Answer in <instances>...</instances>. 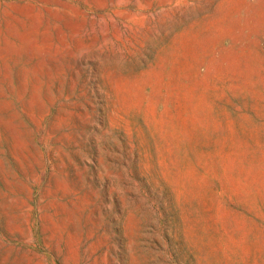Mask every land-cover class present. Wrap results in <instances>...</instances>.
<instances>
[{
	"label": "rangeland",
	"instance_id": "rangeland-1",
	"mask_svg": "<svg viewBox=\"0 0 264 264\" xmlns=\"http://www.w3.org/2000/svg\"><path fill=\"white\" fill-rule=\"evenodd\" d=\"M0 264H264V0H0Z\"/></svg>",
	"mask_w": 264,
	"mask_h": 264
}]
</instances>
